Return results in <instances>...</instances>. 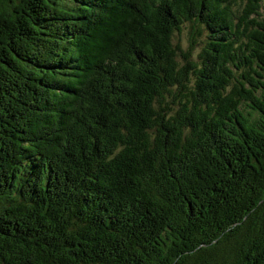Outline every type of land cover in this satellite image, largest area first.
Here are the masks:
<instances>
[{
	"label": "trees",
	"instance_id": "obj_1",
	"mask_svg": "<svg viewBox=\"0 0 264 264\" xmlns=\"http://www.w3.org/2000/svg\"><path fill=\"white\" fill-rule=\"evenodd\" d=\"M263 10L0 0V264H264Z\"/></svg>",
	"mask_w": 264,
	"mask_h": 264
},
{
	"label": "rangeland",
	"instance_id": "obj_2",
	"mask_svg": "<svg viewBox=\"0 0 264 264\" xmlns=\"http://www.w3.org/2000/svg\"><path fill=\"white\" fill-rule=\"evenodd\" d=\"M262 15L264 16V10L262 12ZM174 43H177L178 45H180L181 48L186 49L188 47L187 31H183L179 36H176L174 38ZM199 49H200V47H196L195 51L193 52V57L196 56Z\"/></svg>",
	"mask_w": 264,
	"mask_h": 264
}]
</instances>
